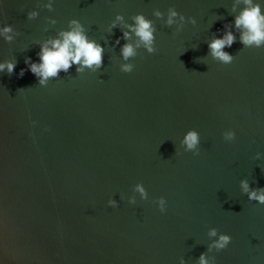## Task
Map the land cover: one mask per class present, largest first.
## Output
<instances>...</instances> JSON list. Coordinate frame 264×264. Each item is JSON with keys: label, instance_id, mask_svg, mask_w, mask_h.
Listing matches in <instances>:
<instances>
[{"label": "water", "instance_id": "obj_1", "mask_svg": "<svg viewBox=\"0 0 264 264\" xmlns=\"http://www.w3.org/2000/svg\"><path fill=\"white\" fill-rule=\"evenodd\" d=\"M254 2L264 13V0ZM48 3L0 0V28L12 27L11 42L0 37V62H18L0 75V264H199L202 253L208 264H264V205L240 187L264 188V47L244 48L233 29L237 42L223 49L231 64L207 48L244 5L55 0L49 11ZM169 10L185 21L168 27ZM116 15L123 23L110 33ZM136 15L152 22L157 51L136 49L125 74L113 45ZM71 19L104 46L103 67L73 68L43 88L27 71L18 78L24 59L35 61L38 45ZM188 130L200 135L198 156L181 145ZM229 130L232 143L222 138ZM159 197L164 214L151 203ZM212 229L232 238L218 253L209 250Z\"/></svg>", "mask_w": 264, "mask_h": 264}, {"label": "clouds", "instance_id": "obj_2", "mask_svg": "<svg viewBox=\"0 0 264 264\" xmlns=\"http://www.w3.org/2000/svg\"><path fill=\"white\" fill-rule=\"evenodd\" d=\"M55 0H49L45 7L51 11ZM243 4V9L238 15L234 17L231 26L225 25L223 34L219 37H214L208 44L207 48L211 57L219 61L220 64H231L234 57L225 52L223 49L231 48L237 42L236 36L233 34V29L239 31V43L244 48H261L264 47V13H262L259 3L254 0H236V5ZM233 11H235V7ZM155 15L161 18V13L156 12ZM37 16L35 11L27 13V19H33ZM183 23L185 17L179 15L175 10H169L166 20V25L171 27L176 23V18ZM133 24H125L127 30H122L121 35L117 37L113 47H120V56L125 62L120 66L122 73L128 74L134 70L135 65L127 63L130 58L136 54V49L143 46L149 55L154 54L157 49L155 47V31L152 22L147 20L143 15H136L133 17ZM54 19H50L49 23L55 24ZM123 23V17L116 15L114 21L110 24L108 31L111 33L113 29H117L118 23ZM188 22L195 24L193 18H188ZM12 27L5 24L0 28V37L5 42H11ZM135 37V43H130ZM121 40L125 43L121 45ZM39 51L36 53L37 59L33 61L30 57L24 59L25 68L20 69L17 73L18 78H22L25 72L31 73L37 81L38 86L47 87L50 81L58 80L61 78V73L68 75L70 70L74 68L77 75L83 74L85 70L93 73L98 72L103 67V57L105 48L102 44L97 43L95 40L89 39L85 27L77 19L68 21L66 30L60 31L55 38H50L38 45ZM16 60H5L0 62V75L7 74L11 76L17 66ZM31 126H36V121H31ZM43 131H48L47 128ZM31 135V133H30ZM223 140L227 143H232L236 139V134L233 130H229L223 134ZM181 145L184 152H190L193 156L199 155L200 135L195 130H188L182 140ZM176 155H181V152L176 151ZM240 187L242 192L247 195L249 201H254L260 205H264V188L251 189L247 181H241ZM133 191L139 194L140 201L148 200V193L141 183L135 184ZM125 197L120 196L119 200L123 201ZM129 205H135L137 199L135 197H127ZM157 210L164 214L167 211V201L164 197H159L151 201ZM107 207L117 208L118 201L110 198L107 201ZM210 237H216L209 246V250L215 249L216 252L225 250L231 243V236L217 232L212 229L209 232ZM199 264H208V260L202 253L199 256ZM180 264H184L183 259Z\"/></svg>", "mask_w": 264, "mask_h": 264}]
</instances>
